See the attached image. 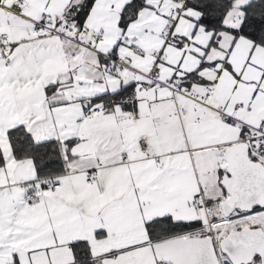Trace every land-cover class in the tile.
I'll use <instances>...</instances> for the list:
<instances>
[{"label":"snow or ice","instance_id":"obj_1","mask_svg":"<svg viewBox=\"0 0 264 264\" xmlns=\"http://www.w3.org/2000/svg\"><path fill=\"white\" fill-rule=\"evenodd\" d=\"M0 264H264V0H0Z\"/></svg>","mask_w":264,"mask_h":264}]
</instances>
